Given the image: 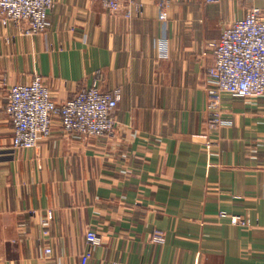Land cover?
<instances>
[{
  "label": "crops",
  "instance_id": "obj_1",
  "mask_svg": "<svg viewBox=\"0 0 264 264\" xmlns=\"http://www.w3.org/2000/svg\"><path fill=\"white\" fill-rule=\"evenodd\" d=\"M123 4L132 19L55 0L44 35L0 22V264H264V97L222 94L215 130L207 75L209 45L264 0ZM35 76L58 103L95 82L119 89L114 134L56 119L36 149L14 151L10 88Z\"/></svg>",
  "mask_w": 264,
  "mask_h": 264
},
{
  "label": "built area",
  "instance_id": "obj_2",
  "mask_svg": "<svg viewBox=\"0 0 264 264\" xmlns=\"http://www.w3.org/2000/svg\"><path fill=\"white\" fill-rule=\"evenodd\" d=\"M101 1L110 12L125 9L126 18H133L132 9L125 7L123 0ZM54 5L55 0H0V22L3 26H25L23 30L27 36L44 35ZM159 19L167 21L164 6H161ZM209 47L213 63L207 75L214 86L209 91L208 108L211 127L216 130L223 124L222 94L252 99L264 97V10L253 7L245 18L228 23L220 39ZM121 99L119 89L103 90L97 82L64 103L54 100L41 76H35L28 84L13 85L6 106L13 125L12 149H36L41 138L51 136L56 119L68 134L92 138L112 136L117 127L115 112ZM221 215L226 216L224 212ZM231 222L251 226L248 219L240 216H231ZM86 240L94 246L102 243L100 235L93 230L87 232ZM154 241L164 243V232L156 230ZM89 257L91 254L86 255Z\"/></svg>",
  "mask_w": 264,
  "mask_h": 264
}]
</instances>
